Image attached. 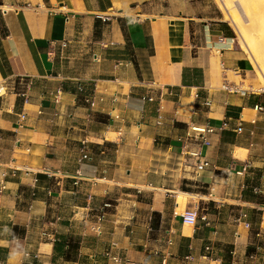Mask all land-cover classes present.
<instances>
[{"label":"crops","instance_id":"1","mask_svg":"<svg viewBox=\"0 0 264 264\" xmlns=\"http://www.w3.org/2000/svg\"><path fill=\"white\" fill-rule=\"evenodd\" d=\"M195 4L0 0V264H252L264 242L261 96L236 80L248 63L232 28ZM79 84L103 98L91 116ZM193 127L212 128L210 143ZM192 151L210 162L198 174ZM112 242L124 261L103 255Z\"/></svg>","mask_w":264,"mask_h":264},{"label":"built area","instance_id":"2","mask_svg":"<svg viewBox=\"0 0 264 264\" xmlns=\"http://www.w3.org/2000/svg\"><path fill=\"white\" fill-rule=\"evenodd\" d=\"M28 5V4H27ZM65 45V43L63 44V46ZM227 89L233 91V90H236V87H232V86H229L227 85L226 87ZM78 91L79 92H82V93H85L84 97H83V100L86 104V106L88 107L89 109V115L91 116L92 113H93V110L95 109L96 105H97V102L100 100V99H103L102 97L101 98H98L96 95H95V92L93 90H91V92H86V88L83 84H79V86L77 87ZM166 93L168 94H175L174 91L172 89H167L166 90ZM1 95V94H0ZM195 96L197 98L200 97V94L196 93ZM142 99L144 100H147V101H154L155 100V97L153 95H149V94H146L144 96H142ZM113 100L115 101L116 100V97L113 98ZM204 103L208 106L211 105V101L210 100H205ZM255 109H257L258 111H261L263 112L264 111V106L262 104H256L255 105ZM27 117H28V113L25 111V110H21L18 114V120H17V126L18 128H23L24 125H25V122L27 120ZM160 115H159V119H158V123H160ZM113 118L114 119H121V116L118 115V114H114L113 115ZM142 124L141 121H138L137 125L140 126ZM193 131H196L199 133V135L201 137H203L204 141L206 143H210L206 138H205V133L206 132H210L212 131V128H201V127H193L192 128ZM119 130H121V128H119ZM238 132H241L242 131V127L239 126L238 129H237ZM188 136L191 137L190 133H188ZM4 138V133H3V130L0 129V142L1 140ZM15 141L16 142H21V138L16 136L15 138ZM90 153H91V147L89 145V141L84 138L82 140V146H81V157L80 159L81 160H85V159H88L89 156H90ZM192 156H196L198 157V163L196 164V168H195V172L198 174L199 171L201 170H204L205 168H207L208 166H210V162L208 160H201L199 157L201 155V152L199 151H192V152H189ZM44 172L48 175V176H51V177H56L57 174L59 173V170H55V169H52V168H45L44 169ZM3 187H4V184H3ZM104 217V214L103 213H100L98 216H97V221L100 223L102 221ZM197 218H198V212L196 209H189V210H186L183 214H182V219H183V222L188 224V225H195L196 222H197ZM250 224L247 223V226H249ZM97 233H101V225L98 224L96 225L94 228H93ZM49 235V234H48ZM115 246V242H112L110 243L109 245H107L105 247V249L103 250V255L109 259V260H112L114 262H121V261H124L123 258L115 253H113V247ZM206 250H211L212 248L210 246H206L205 247ZM26 256H29V253L27 252L26 253ZM191 256L188 255L187 258H190ZM247 257L249 258V260L252 262V264H264V242L263 241H260V242H255L254 244V250L249 252L247 254ZM35 258H37V256H35ZM138 264H143L142 262H138ZM158 264H166V259L163 258L160 263Z\"/></svg>","mask_w":264,"mask_h":264},{"label":"rangeland","instance_id":"3","mask_svg":"<svg viewBox=\"0 0 264 264\" xmlns=\"http://www.w3.org/2000/svg\"><path fill=\"white\" fill-rule=\"evenodd\" d=\"M228 1H231V3H232L230 5V9L231 10L235 9L237 11L239 9L241 11V15H242L241 19L243 21V24L245 26H247V28H249L252 32H254L255 37L256 36L259 37V34H261L264 31V28H262V26L264 27V23H263L264 22V15H263L264 10H262V12H261V15H263V18L256 13V18L259 19V21L257 23L258 26L255 25V28H254L253 25L251 26L252 23L250 24L249 18L247 19L248 15H246V13H244L242 8L240 9L241 5L238 3L239 0H234V1L228 0ZM249 1L254 5L258 4V2H259V0H249ZM194 10L198 14H201V15L220 18L232 28V30L234 32L233 44L237 49L242 50L245 53V56L247 58V63H248L245 78L237 77L236 80H237V82L244 80V84L242 85V87L245 88L247 91H250V92L253 91V92L259 94V96H261L260 102L264 106V89H263V84H264V78L263 77L264 76H262V73H260V70L255 63L252 54L244 48V46L240 40L239 32H238V30H236L237 28L233 25L232 22H230L231 20L227 17V15L225 16V11H224L223 6L220 4V1L219 0H196V4L194 5ZM259 22H260V24H259ZM260 25H262V26H260ZM259 31H261V32H259ZM222 70H223V68L220 67L218 69V73L220 74L222 72ZM230 73L233 74V72H230ZM24 84H25L24 81H21V80L15 81L14 83L8 84L6 86V89H3L2 92L7 91V94L19 92V91H21Z\"/></svg>","mask_w":264,"mask_h":264},{"label":"bare ground","instance_id":"4","mask_svg":"<svg viewBox=\"0 0 264 264\" xmlns=\"http://www.w3.org/2000/svg\"><path fill=\"white\" fill-rule=\"evenodd\" d=\"M219 1L224 8L225 16L227 15V17L231 20L230 22H232L233 25L237 28L236 30H238L239 32L240 40L244 48L252 54L254 61L260 70V73H262V76H264V31L261 34H259V37L257 36L255 37L254 32H252L249 28H247V26L243 24V21L241 19L242 17L241 11L239 9L238 11L235 9L231 10L230 9V5L232 4L231 1L228 0H219ZM238 3L241 5L240 9L242 8L244 13L248 15L247 19L249 18L250 24L252 23L251 26L253 25V27L255 28V25H257L259 21V19L256 18V13L262 18L264 15V14L261 15L262 10H264L263 9L264 0H259L258 4L256 5L252 4L249 0H239ZM262 28L264 27L262 26ZM263 89H264V84H263Z\"/></svg>","mask_w":264,"mask_h":264}]
</instances>
